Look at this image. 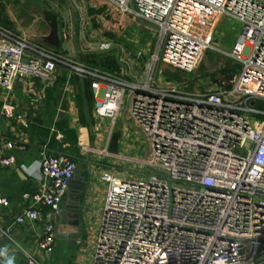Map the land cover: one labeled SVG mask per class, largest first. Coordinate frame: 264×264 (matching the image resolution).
Segmentation results:
<instances>
[{
	"label": "built area",
	"instance_id": "obj_1",
	"mask_svg": "<svg viewBox=\"0 0 264 264\" xmlns=\"http://www.w3.org/2000/svg\"><path fill=\"white\" fill-rule=\"evenodd\" d=\"M106 1L151 33L142 79L86 65L0 25V115L23 122L14 116V82L37 79L46 86L57 68L88 79L94 113L111 122L127 96L128 117L148 145L142 164L151 171L143 179L100 174L105 191L90 264H255L264 255V108L253 106L254 100L264 103V0ZM221 16L240 25L221 52L239 64L230 87L190 92L159 84L160 63L184 73L198 68L214 48L204 29ZM108 46L100 42L97 49ZM28 90L29 104H40L42 96ZM13 147L25 148L0 136V169L14 166ZM37 168L42 185L21 193L26 204L13 221L38 220L45 208L36 248L46 254L75 163L43 147ZM8 203L0 196V207ZM10 238V227L0 222V258L6 250L1 240ZM23 264L40 262L24 252Z\"/></svg>",
	"mask_w": 264,
	"mask_h": 264
},
{
	"label": "crops",
	"instance_id": "obj_2",
	"mask_svg": "<svg viewBox=\"0 0 264 264\" xmlns=\"http://www.w3.org/2000/svg\"><path fill=\"white\" fill-rule=\"evenodd\" d=\"M1 7L0 5L1 26L19 30L25 27L26 24L16 23L13 18L4 16ZM144 30L149 36L151 49L153 41L149 29L138 25V31ZM35 34L38 33L35 32ZM209 40L212 44L214 43L211 38ZM33 42L58 51L56 49L58 42L51 43L52 47L42 42ZM146 54L142 52L143 56ZM109 72L120 74L125 78L118 71ZM181 77L184 78L182 73ZM141 79L142 75L136 80ZM156 81L163 84L158 74ZM28 87L42 96L40 104L36 106L29 104L28 98L33 94ZM178 87L187 91L185 85ZM11 94L16 105L14 116L23 117V122L19 123L14 119L6 120L0 115V136L4 140L23 143L25 148L24 150L17 147L10 149L9 153L14 157V166L0 169V196H4L9 202L7 207H0V222L11 229V238L1 240L6 250L4 256L0 258V264H9V261L11 264H23L24 252L36 254L40 264H90L105 191V183L100 180V174L103 171L123 177L125 173L140 167L138 161L142 162L144 159L139 157L141 156L139 150L142 149L139 132L146 145L147 143L142 130L128 117L127 96L122 98L117 111V114L121 113L124 118L123 122L112 128L114 122L94 113V98L89 86L84 84L83 78L75 75L67 76L65 70L59 68L54 70L46 86L37 79L27 82L16 81ZM58 120L63 121L66 129H72L75 132L74 145L63 140L62 133L55 127ZM127 120L132 123L133 128L128 126ZM52 135L53 140L50 141ZM43 147L46 154L61 153L75 163L74 175L62 199L61 214L55 219L52 250L46 254L39 252L36 248L37 240L42 232V214L45 208L40 209L41 217L38 220L26 221L22 224H16L13 221L15 214L26 204L20 196L21 193L33 192L42 185L37 161ZM146 147L148 153V145ZM102 151L106 152L103 157L112 159L104 160L110 164V168L101 169L100 166L95 165L94 159L89 157L98 153L101 155ZM74 211L76 219L73 217ZM74 220H76L75 223Z\"/></svg>",
	"mask_w": 264,
	"mask_h": 264
},
{
	"label": "rangeland",
	"instance_id": "obj_3",
	"mask_svg": "<svg viewBox=\"0 0 264 264\" xmlns=\"http://www.w3.org/2000/svg\"><path fill=\"white\" fill-rule=\"evenodd\" d=\"M69 2L72 8L76 54L71 45L70 10L65 0H0V5L4 16L13 18L16 23L26 24L20 30L9 28L10 30L25 34L30 40L42 42L50 47H52L51 43L58 42L56 46L58 51L74 56L81 63H84L82 55L85 53H102V57L110 55L113 60L115 59L116 64V68L110 69L111 71L120 72L126 79H138L144 73L145 64L152 52L153 45L150 49L149 36L145 30L138 31L139 24L135 18L104 0H69ZM91 5L93 7H90ZM128 7L131 8V4H128ZM204 30V36L208 39L211 38L212 42L214 41L212 44L214 48L205 51L200 68L193 72L183 73L169 64L160 63L157 74L163 84L185 85V89L191 92H201L212 89L216 85L230 84V80L239 69V64L221 52L229 50L239 33L240 25L229 17L221 16L212 26ZM100 42L109 43L108 49L98 50ZM138 50H141V55L137 57L135 52ZM142 52L147 54L143 56ZM93 67L101 69L98 65H93ZM214 71L217 72V80L212 81L209 74ZM181 73L184 78L181 77ZM123 119L121 113L117 114L112 128L119 126ZM127 121L129 122L128 126L133 128L132 123ZM124 122L126 123V121ZM139 133L142 140V149L139 150L141 156L139 157L145 158L147 145L143 141L141 132ZM100 153L101 155L98 153L89 157L93 158L95 165L100 166L101 169L110 168V164L104 160L112 159L103 157L106 152ZM138 162L140 167L125 173L124 177L143 179L150 173L149 168L141 161Z\"/></svg>",
	"mask_w": 264,
	"mask_h": 264
},
{
	"label": "trees",
	"instance_id": "obj_4",
	"mask_svg": "<svg viewBox=\"0 0 264 264\" xmlns=\"http://www.w3.org/2000/svg\"><path fill=\"white\" fill-rule=\"evenodd\" d=\"M102 55H103L102 53H97V52L85 53L82 55V57H83L82 60L84 61V63H87V64L92 65V66L98 65V66H100V68L102 70H105V71L106 70L111 71L110 69L116 68V64L114 61L115 59L113 60L110 55L104 56V57H102ZM201 63H202V60L200 61V64L198 65V69L200 68ZM216 75H217V72H215V71L210 73L209 74L210 80H212V81L217 80ZM83 81H84V84L86 83L88 86L89 80L83 79ZM229 87H230L229 83L226 86H223L224 89H228ZM253 106L257 107V108H264V103L259 101V100H254ZM55 127L58 131H60L62 133L63 138H64L63 140H66L70 144L74 145L76 137H75V132L72 129H66L62 120H58L55 123ZM53 135H52L50 141L53 140ZM70 148H73V146H70ZM70 160H72V159H70ZM72 161L74 162V160H72Z\"/></svg>",
	"mask_w": 264,
	"mask_h": 264
},
{
	"label": "water",
	"instance_id": "obj_5",
	"mask_svg": "<svg viewBox=\"0 0 264 264\" xmlns=\"http://www.w3.org/2000/svg\"><path fill=\"white\" fill-rule=\"evenodd\" d=\"M65 2L68 5V8L70 10V27H71V45L73 48L74 53L76 54V49H75V45H74V35H73V21H72V12H71V4L69 2V0H65ZM65 194L62 196L61 201L59 203V208H60V214H61V208H62V199H64ZM59 216H57L55 219H57ZM73 217L76 219V212L74 211ZM74 223L76 222V220L73 221ZM262 262H264V255H259L255 258V264H261Z\"/></svg>",
	"mask_w": 264,
	"mask_h": 264
},
{
	"label": "clouds",
	"instance_id": "obj_6",
	"mask_svg": "<svg viewBox=\"0 0 264 264\" xmlns=\"http://www.w3.org/2000/svg\"><path fill=\"white\" fill-rule=\"evenodd\" d=\"M9 264H11V261H9Z\"/></svg>",
	"mask_w": 264,
	"mask_h": 264
}]
</instances>
